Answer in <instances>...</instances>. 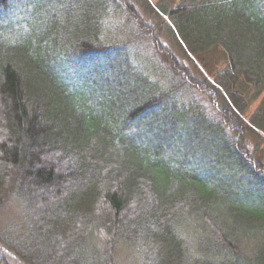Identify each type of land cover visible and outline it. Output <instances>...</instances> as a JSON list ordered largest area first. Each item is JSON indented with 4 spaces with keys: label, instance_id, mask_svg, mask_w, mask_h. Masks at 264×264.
Listing matches in <instances>:
<instances>
[{
    "label": "trees",
    "instance_id": "16d2710c",
    "mask_svg": "<svg viewBox=\"0 0 264 264\" xmlns=\"http://www.w3.org/2000/svg\"><path fill=\"white\" fill-rule=\"evenodd\" d=\"M263 91L264 0H0V264H264Z\"/></svg>",
    "mask_w": 264,
    "mask_h": 264
},
{
    "label": "rangeland",
    "instance_id": "374dc122",
    "mask_svg": "<svg viewBox=\"0 0 264 264\" xmlns=\"http://www.w3.org/2000/svg\"><path fill=\"white\" fill-rule=\"evenodd\" d=\"M153 2H157L159 0H152ZM165 44L167 43V47L171 48L172 51H174V54L177 57H180V60L187 63V65L191 64L193 65L192 71L197 72V75L200 77L202 80L203 78H208L211 82L215 81V77L217 72L222 71L227 67L228 60H227V55L224 53L222 48L219 46L217 48L211 49L209 52L203 54V55H189L185 56L182 51H179L172 43H170L167 39L164 42ZM181 50V49H180ZM150 51V50H146ZM190 66V65H189ZM197 70V71H196ZM200 92V91H198ZM249 94L252 97H254V94H252L251 87L249 86ZM264 98V91L260 95V97L254 101L251 102L249 105V108L247 112L244 114V117L248 120L249 116L252 115V113L255 111V109L259 106L260 102ZM204 104L207 106V113H209V110H212V106L209 105V103L206 100H202ZM247 130V129H246ZM246 140L247 143L250 145V147L253 148L254 144H260L259 149L255 152L256 156L262 161L264 164V136L260 133L259 136L254 135L252 131H246L245 132ZM42 161L44 163H54L57 166H60L59 172L61 173H67L68 169L66 167V164L62 162V157L58 153H53L51 150L49 151L48 149L44 151V154L42 156ZM58 189L57 186L49 188H40L36 189V194L40 196H47L50 197L52 200L51 202H54L55 200V191ZM12 203V204H11ZM11 205L8 206L6 213L3 214L2 217L6 218L9 217H16L17 216V211H18V206L17 204L13 203V200L10 202ZM47 205L43 206L42 204L38 205V210H40V213L46 212V211H56L60 208V205H53L50 207H46ZM50 256V251L49 255L47 256V259L51 258Z\"/></svg>",
    "mask_w": 264,
    "mask_h": 264
}]
</instances>
